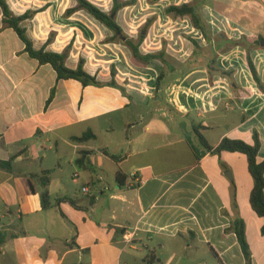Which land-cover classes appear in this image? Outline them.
I'll list each match as a JSON object with an SVG mask.
<instances>
[{
  "label": "crops",
  "instance_id": "crops-1",
  "mask_svg": "<svg viewBox=\"0 0 264 264\" xmlns=\"http://www.w3.org/2000/svg\"><path fill=\"white\" fill-rule=\"evenodd\" d=\"M6 1L15 16L36 11L21 24L36 50L63 53L71 46L68 68L83 60L85 71L103 84L115 68L125 93L59 80L52 65L25 51L0 8V160L13 158L11 170L0 169L3 264H247L236 220L244 222L251 264H264V218L250 204L247 157L215 151L224 138L252 144L257 133L258 161H264V0L152 3L154 15L164 12L175 24L164 10L194 5L211 30L207 41L183 16L187 35L193 33L204 52L158 91L156 82L147 86L133 74L130 49L109 40L108 28L85 10L66 15L76 0ZM90 1L112 10V0ZM141 6L137 0L119 11L123 29L130 23L120 15ZM150 36L141 45L145 51L153 44ZM213 54L216 64L210 66ZM153 63L140 64L152 71ZM88 131L96 138L74 139ZM45 172L48 209L41 199ZM132 173L141 186H129Z\"/></svg>",
  "mask_w": 264,
  "mask_h": 264
},
{
  "label": "trees",
  "instance_id": "trees-1",
  "mask_svg": "<svg viewBox=\"0 0 264 264\" xmlns=\"http://www.w3.org/2000/svg\"><path fill=\"white\" fill-rule=\"evenodd\" d=\"M76 1L78 2V6L74 9L68 10L66 15H70L77 10H85L95 20L100 22L102 25H104L106 28H108L110 31L114 33V36L112 37L113 39L123 35V28L117 22V15L119 11L125 6L133 5L137 2V0H128V1L112 0L113 1L112 10L110 12H105L90 0H76ZM158 1L159 0H151L152 3ZM0 8L2 9V13H3L4 25L9 28H12L17 33V35L25 44V51L32 58L38 60L39 63L52 65L57 73L59 80L76 79L79 82H81L82 85L85 87L86 86L102 87L104 85H107V86L119 88L122 90V92L125 93V91L117 84L115 80L116 70L114 68H112L111 70L112 80L107 84L101 83L100 81H98L97 76L91 75L88 72H86L83 67V60L80 62L77 69L68 68L66 66V59L68 57V53L70 52L71 46H69L63 53L46 51L45 48L36 50L33 46L32 41L28 38L26 34V29L21 25L22 22L25 21L26 19L33 17L36 11H28L24 15L15 16L11 11L6 0H0ZM165 12L166 14L174 17L189 16L192 25L196 29L202 32L204 38L207 41H211V30L208 27L202 15L200 14V12L198 11V9L194 5H190V4H183L179 6L172 5L167 7ZM148 23L147 26L141 31L137 41L126 38L124 43L129 46V48L132 51L133 57L136 60L147 64L152 62L153 60H160L164 65H168V62L165 57L166 52L164 50L160 52H154L148 54H142V52L140 51V46L142 45L147 35V30L149 26ZM49 41H51V38L49 39ZM191 41L194 44L195 48L199 49L198 43L195 40H191ZM237 43L238 42H233V44L235 45H237ZM256 43L259 44L260 42L257 41ZM248 65L255 81L259 85H261L262 82L258 76L257 70L249 55H248ZM163 77H164V73L162 72L157 78L156 81L157 91L161 88L160 84ZM194 131L199 139L200 144L205 148L211 150L212 147L207 143L204 136L200 134L199 129H197V127H194ZM95 138L96 136L93 134V132L88 131L84 133L82 136L75 137L74 139L76 141L84 142ZM260 147H261V142L259 136L257 133H254V142L252 144L247 143L240 139L224 138L220 142V144L216 147L215 151L217 153H222L224 151L239 152L247 157L248 169L253 178V189L250 194V204L253 210L259 216L264 218V161L262 162L258 161V154L260 151ZM114 158L117 159V157L115 156ZM12 161L13 158H11L8 161L0 160V169L11 170ZM48 175L49 172H45L44 176L41 178V199L44 209H48L50 206V191H49L50 178ZM118 180L120 182V185H124L125 179L124 180L121 179L120 175L118 176ZM71 203L74 204L73 201H71ZM234 230L237 233L238 241L241 245L244 257L246 259V263L251 264L252 263L251 252L246 239L244 222L242 220H236L234 223ZM262 231L264 232V227ZM5 240H6V235L3 232H0V246L4 244Z\"/></svg>",
  "mask_w": 264,
  "mask_h": 264
},
{
  "label": "rangeland",
  "instance_id": "rangeland-1",
  "mask_svg": "<svg viewBox=\"0 0 264 264\" xmlns=\"http://www.w3.org/2000/svg\"><path fill=\"white\" fill-rule=\"evenodd\" d=\"M142 3L143 6L138 7L136 11L132 10L127 14L124 13L120 15V20H128L130 26H128V28L126 29H123V35L116 37L115 39L112 38L114 36V33L111 31L112 35L111 37H109V40L113 39L112 41L123 44H125L124 41L126 40V38L137 41L141 31L147 26V23L149 22L146 36L148 37V35H151L150 39H152L153 44L148 43L146 46H144L146 47V51L142 49V46H140V51L150 52L152 48L155 49V51L153 52H160L164 50L166 52L165 57L168 62V65H163L159 60H154L152 67L153 70L151 71L149 69H146L144 66H141L140 63L143 62L135 60L134 58V70L132 72L134 75L143 76L144 79H140V81L142 82V84H145L147 86H150L151 82L155 85V82L157 81L156 77L163 72L164 77L160 84V90H162L163 86L166 85V81L169 75H173L175 73L177 75H180L183 73L182 71L187 70L193 67L194 65L198 64L200 58L202 57V52L204 51L202 48L196 49L193 44L187 43L184 40L185 38L189 40H194L191 36H195L193 33L191 35H187L189 32V29L187 28V25H189V20L186 19V17H175V19L178 21V23L175 24L170 22L171 19L167 18L164 12H158L156 13V15H154L153 12L156 10L152 8L151 0H142ZM110 11L111 8L108 12ZM169 16L172 17L171 15ZM118 20L119 15H117V22ZM157 21H160V24H156ZM168 37L169 39H167ZM126 46L129 48L128 45ZM209 48L210 47H208L207 49L209 50ZM216 59L217 56L213 54L210 59H208L209 65L215 66ZM134 79L137 80V78ZM4 258L5 257L0 256V264H3L5 260Z\"/></svg>",
  "mask_w": 264,
  "mask_h": 264
},
{
  "label": "built area",
  "instance_id": "built-area-1",
  "mask_svg": "<svg viewBox=\"0 0 264 264\" xmlns=\"http://www.w3.org/2000/svg\"><path fill=\"white\" fill-rule=\"evenodd\" d=\"M143 180H141L140 178H138V176L135 173L131 174V182H129V186H134V187H139L143 184ZM89 188L88 187H84L83 188V192L88 193L89 192ZM126 240L129 241L128 238H126Z\"/></svg>",
  "mask_w": 264,
  "mask_h": 264
},
{
  "label": "water",
  "instance_id": "water-1",
  "mask_svg": "<svg viewBox=\"0 0 264 264\" xmlns=\"http://www.w3.org/2000/svg\"><path fill=\"white\" fill-rule=\"evenodd\" d=\"M261 46L264 47V41L261 42Z\"/></svg>",
  "mask_w": 264,
  "mask_h": 264
}]
</instances>
